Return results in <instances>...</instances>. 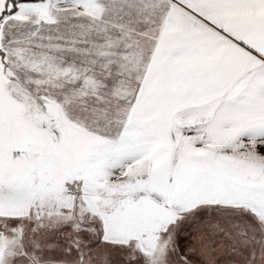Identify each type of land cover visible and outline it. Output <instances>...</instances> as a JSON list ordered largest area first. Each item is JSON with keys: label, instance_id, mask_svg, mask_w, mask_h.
Instances as JSON below:
<instances>
[{"label": "snow or ice", "instance_id": "1", "mask_svg": "<svg viewBox=\"0 0 264 264\" xmlns=\"http://www.w3.org/2000/svg\"><path fill=\"white\" fill-rule=\"evenodd\" d=\"M0 264H264V0H0Z\"/></svg>", "mask_w": 264, "mask_h": 264}]
</instances>
